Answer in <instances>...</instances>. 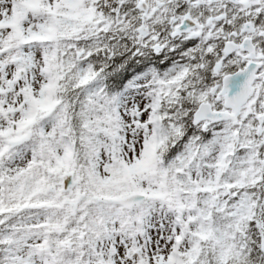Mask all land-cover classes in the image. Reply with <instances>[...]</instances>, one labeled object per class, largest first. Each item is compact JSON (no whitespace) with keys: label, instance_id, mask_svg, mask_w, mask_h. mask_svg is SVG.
<instances>
[{"label":"snow or ice","instance_id":"1","mask_svg":"<svg viewBox=\"0 0 264 264\" xmlns=\"http://www.w3.org/2000/svg\"><path fill=\"white\" fill-rule=\"evenodd\" d=\"M0 264H264V0H0Z\"/></svg>","mask_w":264,"mask_h":264}]
</instances>
